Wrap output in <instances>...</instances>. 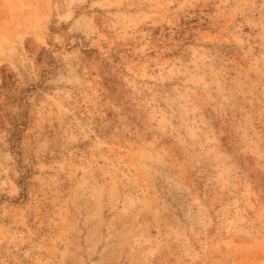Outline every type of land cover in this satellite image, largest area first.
<instances>
[{
  "label": "rangeland",
  "instance_id": "obj_1",
  "mask_svg": "<svg viewBox=\"0 0 264 264\" xmlns=\"http://www.w3.org/2000/svg\"><path fill=\"white\" fill-rule=\"evenodd\" d=\"M0 264H264V0H0Z\"/></svg>",
  "mask_w": 264,
  "mask_h": 264
}]
</instances>
